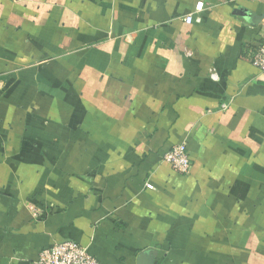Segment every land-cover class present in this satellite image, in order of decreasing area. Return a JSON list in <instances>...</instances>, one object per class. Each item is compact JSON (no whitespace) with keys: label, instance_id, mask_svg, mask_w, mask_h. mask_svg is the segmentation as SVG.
<instances>
[{"label":"crops","instance_id":"1","mask_svg":"<svg viewBox=\"0 0 264 264\" xmlns=\"http://www.w3.org/2000/svg\"><path fill=\"white\" fill-rule=\"evenodd\" d=\"M263 19V0H0V264L65 241L98 264H264ZM181 143L186 176L162 162Z\"/></svg>","mask_w":264,"mask_h":264},{"label":"built area","instance_id":"2","mask_svg":"<svg viewBox=\"0 0 264 264\" xmlns=\"http://www.w3.org/2000/svg\"><path fill=\"white\" fill-rule=\"evenodd\" d=\"M18 2L21 0H12ZM264 1V0H263ZM203 4L198 3L195 11L199 12ZM193 21L192 16H186L184 22L190 25ZM264 31V19L261 25ZM251 64L259 72L264 73V37L261 39L252 59ZM162 162L169 165L171 169L180 174L188 175L191 170V162L187 155L184 143L175 145L162 157ZM37 264H98V262L89 255L87 250L75 242L65 241L56 244L39 253Z\"/></svg>","mask_w":264,"mask_h":264},{"label":"water","instance_id":"3","mask_svg":"<svg viewBox=\"0 0 264 264\" xmlns=\"http://www.w3.org/2000/svg\"><path fill=\"white\" fill-rule=\"evenodd\" d=\"M145 256H146V255H144V254L142 255L143 258H144Z\"/></svg>","mask_w":264,"mask_h":264}]
</instances>
